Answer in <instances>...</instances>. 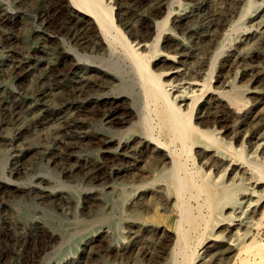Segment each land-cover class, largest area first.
<instances>
[{
	"label": "rangeland",
	"instance_id": "obj_1",
	"mask_svg": "<svg viewBox=\"0 0 264 264\" xmlns=\"http://www.w3.org/2000/svg\"><path fill=\"white\" fill-rule=\"evenodd\" d=\"M103 1L131 45L145 31L144 26L138 29L141 19L150 13L158 16L159 3L167 7L161 18L179 10L192 15L189 28L194 34L179 33L187 46L181 64L189 74L162 81L195 77L203 80L205 91L220 89L218 99L234 112L209 103L200 110L203 128L245 156H256L264 168V29L259 27L264 23V0H251L253 9L237 31L233 28L244 1ZM69 4L0 0V264H183L172 241L151 227L169 225L176 216L164 201L150 197L158 184L153 181L157 171L148 177L143 204L133 205L136 194L127 188L123 210H117L120 186L135 179V169H141L148 157L141 145L126 156L112 155L103 140L144 132L138 123L143 117L137 113L133 122L138 124L129 133H118L123 129L118 120L133 100L135 104L140 84L121 43L108 57L98 45L97 26ZM156 43L144 51L152 70L159 56L180 53ZM198 57L209 61L201 76H196ZM166 68L158 64L156 72ZM205 94L189 106L192 119L207 100ZM104 113L111 124L102 121ZM188 164L191 168L192 161ZM114 169L119 172L111 173ZM192 196H186L191 215L202 216L207 211L205 198ZM197 207H202L200 213ZM67 242L71 249L60 257L58 251Z\"/></svg>",
	"mask_w": 264,
	"mask_h": 264
},
{
	"label": "bare ground",
	"instance_id": "obj_2",
	"mask_svg": "<svg viewBox=\"0 0 264 264\" xmlns=\"http://www.w3.org/2000/svg\"><path fill=\"white\" fill-rule=\"evenodd\" d=\"M176 1L178 4V0ZM236 1H244V3L243 8L239 9L237 24L233 28L235 31L240 29L254 6L251 0ZM69 3V7L74 11L77 10L75 13L78 16L92 21L97 26L94 27L98 29V45L105 50L108 57L115 54L116 44L121 43L126 50L132 72L140 84L139 96L136 97L135 104L133 100L132 107L127 109L125 116L118 120V126L123 128L118 133H129L132 126L138 123L143 126L144 132H130L128 135H123L124 137L111 135L104 137L103 140V145L112 155L126 156L128 150L132 151L137 149V145H141L148 157L141 169H135L133 173L135 179H129L127 185L120 186V196L116 200L117 210H123L121 203L127 188L132 189L136 194L133 205L143 204L147 196L145 188L150 183L148 177L153 171H157L158 176L153 181L158 184L154 186L150 197L164 201L176 213V216H173L169 225L156 224L151 227L159 230L160 234L172 241L170 242L172 250L176 249L183 256V264H264V235L262 234L264 168L262 163L256 156H245L224 138L208 128L204 129L205 118L203 113H200V110L209 106L211 102L221 105L222 109L230 113L234 110H231V107L223 100L218 99L221 91L217 87L211 91H205L203 80L183 77L174 83L162 81V77L164 79L170 75L189 74L188 68L181 64L182 52L187 49V46L183 35L179 33L188 30V33L194 34L193 29L189 28L192 15L179 10L170 11L167 17L161 18L160 15L164 14L167 7L164 3H159L157 4L158 16L150 13L141 19L138 29L144 26L145 31L139 36L137 43L131 45L116 26L111 8L103 0H69ZM167 24H171L172 29H169ZM259 27L264 29V23H259ZM155 42L164 44L166 47H175L180 53L159 56L152 70L147 60L148 54L144 51ZM246 56V53L241 55L239 58L241 63L246 60ZM195 57L197 56L188 55L190 59ZM198 58L201 61L196 76H201V71L204 72L203 67L208 66L209 61H205L206 59L202 57ZM106 64L110 65V63ZM158 64L166 65V70L157 73ZM211 65L214 66L213 63ZM204 94L207 100L199 105V111L192 119L188 108L193 101L195 103ZM238 95L240 96L239 92ZM114 100L112 102L115 103ZM137 113L143 117L138 123L133 122ZM102 121L105 124L112 123L105 113L102 114ZM189 161H192L191 168ZM118 170L114 169L111 173H118ZM195 194L199 197L204 196L207 203V211L202 216L199 214L193 217L186 201L187 195L194 197ZM200 209L197 207V211ZM199 227L200 230L196 232ZM70 249L71 244L67 242L66 246L58 251L59 256L66 255ZM170 259L173 260L172 253Z\"/></svg>",
	"mask_w": 264,
	"mask_h": 264
}]
</instances>
